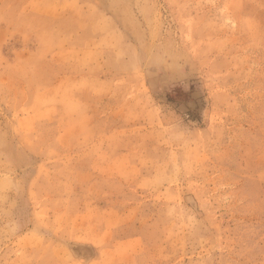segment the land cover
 <instances>
[{"label":"rangeland","instance_id":"374dc122","mask_svg":"<svg viewBox=\"0 0 264 264\" xmlns=\"http://www.w3.org/2000/svg\"><path fill=\"white\" fill-rule=\"evenodd\" d=\"M0 264H264V0H0Z\"/></svg>","mask_w":264,"mask_h":264}]
</instances>
